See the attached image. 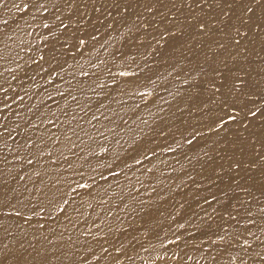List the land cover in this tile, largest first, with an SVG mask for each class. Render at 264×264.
Returning <instances> with one entry per match:
<instances>
[{"label": "bare ground", "instance_id": "1", "mask_svg": "<svg viewBox=\"0 0 264 264\" xmlns=\"http://www.w3.org/2000/svg\"><path fill=\"white\" fill-rule=\"evenodd\" d=\"M0 264H264V0H0Z\"/></svg>", "mask_w": 264, "mask_h": 264}, {"label": "snow or ice", "instance_id": "2", "mask_svg": "<svg viewBox=\"0 0 264 264\" xmlns=\"http://www.w3.org/2000/svg\"><path fill=\"white\" fill-rule=\"evenodd\" d=\"M202 2H205V0H202ZM248 11H252V9L251 8H249L248 9ZM205 24L202 22L200 25H199V27L201 28V29H203V28H205ZM237 43H239V41H237ZM257 111H259V109H257ZM249 112L251 113V115H253V116H255L256 115V112H251V110L249 109ZM228 119L229 120H235L236 119V117L235 116H232V115H229L228 116ZM245 243H247V241L245 240L244 241Z\"/></svg>", "mask_w": 264, "mask_h": 264}]
</instances>
